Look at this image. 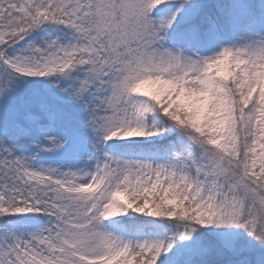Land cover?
I'll return each instance as SVG.
<instances>
[{
  "label": "snow or ice",
  "instance_id": "6c2138e0",
  "mask_svg": "<svg viewBox=\"0 0 264 264\" xmlns=\"http://www.w3.org/2000/svg\"><path fill=\"white\" fill-rule=\"evenodd\" d=\"M0 264H264V0H0Z\"/></svg>",
  "mask_w": 264,
  "mask_h": 264
}]
</instances>
